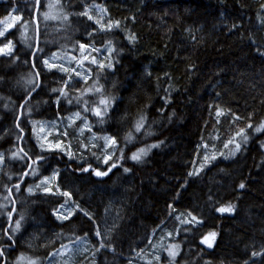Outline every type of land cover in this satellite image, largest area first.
Segmentation results:
<instances>
[{
  "label": "trees",
  "instance_id": "1",
  "mask_svg": "<svg viewBox=\"0 0 264 264\" xmlns=\"http://www.w3.org/2000/svg\"><path fill=\"white\" fill-rule=\"evenodd\" d=\"M36 4L0 0V21L16 7L34 20ZM93 4L110 27L87 16ZM62 12L59 23L38 21L34 56L36 31L33 40L18 24L0 36V46L15 45L0 55V264L20 253L44 259L83 237L94 257L77 260L134 264L162 225L181 250L157 264H264V0H62ZM82 46L110 50L111 67L93 65L82 82L42 64L53 50L83 56ZM75 110L92 127L77 133L78 121L61 133L76 153L43 148L28 122ZM104 134L115 140L107 162ZM53 168V193L25 190L35 171ZM66 203L77 207L62 219ZM114 206V226L99 243L95 232ZM26 230L42 239L21 244ZM212 232L218 237L208 248L202 239Z\"/></svg>",
  "mask_w": 264,
  "mask_h": 264
},
{
  "label": "rangeland",
  "instance_id": "2",
  "mask_svg": "<svg viewBox=\"0 0 264 264\" xmlns=\"http://www.w3.org/2000/svg\"><path fill=\"white\" fill-rule=\"evenodd\" d=\"M20 8L22 7L13 8L12 12L0 21V36L5 35L8 31L20 24V33L30 35L34 40L36 31L35 22L32 17H26L25 13ZM60 13H63L62 0L41 1V8L39 10L38 17L39 21L41 20L42 23L49 24L53 21L55 23H59V20L63 19V14L60 15ZM86 14L91 20L98 24L99 28L106 29L111 26L110 23H107L104 20V8L98 4H93L91 7H88ZM82 48V50L85 51L83 56L67 51H50L42 56V64L46 70H58L63 75L71 79H74V76H77L83 80L82 82L88 81L91 77L93 65L105 70L111 67L110 58H108L111 54L110 50H108L109 55L107 56L106 48L96 49L90 46H82ZM14 49L15 45L12 41H10L0 46V55H9L13 53ZM97 50L106 53V57L104 58L105 54L101 57ZM97 111L101 113L99 109ZM78 121H80V125L77 129V133L92 130L90 118L77 110L71 111L65 117L44 119L37 123L30 121L28 123L33 125L34 131L37 133L40 144L43 148L62 151L70 158L76 153V146H74L73 142H69L64 138H61V133L65 135L66 131ZM89 139L95 144L97 141V135L90 133ZM103 139V160L104 162H107L112 158V155L115 152V140L110 134H104ZM219 153H222V151H219ZM209 157L210 156L208 154L206 158L209 159ZM4 158L5 153H0V169L4 164ZM202 164L198 166V169L201 168ZM97 173L98 171H95L96 175ZM56 178L57 170L55 168L49 170L41 176L38 171H35L32 174V181L30 180L31 182L26 185L25 190L32 194L38 191L40 187L44 193H53ZM70 204L66 203L62 208L60 214L62 219H67L73 215L77 205L74 203ZM221 209L227 208L222 207ZM117 215L118 210H115L114 206L110 215L106 217L105 223L100 224L99 229L96 230L95 237L99 243L107 240L106 238L114 226ZM175 218H182V216L179 213ZM189 218L190 216L186 214V217L182 218V220L187 221ZM175 236V231L162 225L152 236L150 244L139 250V253L133 257L131 262L134 264H157L156 260H160L163 257L174 259L181 250V245L179 242H176ZM217 237V232L209 233L203 237L202 243L208 248H213ZM39 239H42L40 231H38L37 234L36 232L31 233V231L29 232L26 230L23 235L20 236L21 244L23 243L25 245L33 244V241L35 242ZM47 242L48 241H43V246H46ZM51 244L52 243L49 241L48 247H51ZM91 245V238L83 237L52 248L44 259H38L36 256L30 257L26 253H20L16 258L14 257L12 259V264H87L85 259L80 261L77 260V256L86 255V257H94V254L91 252Z\"/></svg>",
  "mask_w": 264,
  "mask_h": 264
},
{
  "label": "water",
  "instance_id": "3",
  "mask_svg": "<svg viewBox=\"0 0 264 264\" xmlns=\"http://www.w3.org/2000/svg\"><path fill=\"white\" fill-rule=\"evenodd\" d=\"M40 1H41V0H37V4H38V5L40 4ZM35 23H36V26H37V35H36V47H35V50H34L33 56H34L35 53L37 52V50H38V46H39L38 8H36V12H35ZM37 88H38V86H37ZM37 88H35V89H34V90H33V91L27 96V98L24 100V102L22 103V105H21V107H20V112H19L18 119L21 118L22 115H23V109H24V105H25V103L29 100V98H30L31 95L35 92V90H36ZM23 135H24V133H23ZM22 138H23V136L21 137V141H22ZM32 164H33V161H31L29 168L26 170V172H25V174H24L22 180H21L20 182H18L17 185H20V184L23 182V180L26 178V176H27V174H28V172H29V170H30ZM10 194H11V196H12V198H13L12 187H10ZM13 200H14V199H13ZM15 209H16V201L14 200V207H13L11 213H10L9 225H11V224L13 223ZM3 257H4V258H3V262L5 263V262H6V257H5V255H4V253H3Z\"/></svg>",
  "mask_w": 264,
  "mask_h": 264
},
{
  "label": "snow or ice",
  "instance_id": "4",
  "mask_svg": "<svg viewBox=\"0 0 264 264\" xmlns=\"http://www.w3.org/2000/svg\"><path fill=\"white\" fill-rule=\"evenodd\" d=\"M257 130H259V129H257ZM133 159H139V155H134L133 156ZM103 173H97V175H102ZM241 187H243V185H241ZM221 211H231V209L230 208H227V209H221Z\"/></svg>",
  "mask_w": 264,
  "mask_h": 264
},
{
  "label": "bare ground",
  "instance_id": "5",
  "mask_svg": "<svg viewBox=\"0 0 264 264\" xmlns=\"http://www.w3.org/2000/svg\"><path fill=\"white\" fill-rule=\"evenodd\" d=\"M41 2V1H40ZM40 5V4H39ZM39 5L36 4V8H38L39 10ZM35 12H36V9H35ZM35 12H34V21H35ZM38 16H39V11H38ZM36 24V23H35ZM39 34H40V26H39ZM36 35H37V26H36Z\"/></svg>",
  "mask_w": 264,
  "mask_h": 264
},
{
  "label": "flooded vegetation",
  "instance_id": "6",
  "mask_svg": "<svg viewBox=\"0 0 264 264\" xmlns=\"http://www.w3.org/2000/svg\"><path fill=\"white\" fill-rule=\"evenodd\" d=\"M15 245H13L14 247ZM0 257L2 258V247H0Z\"/></svg>",
  "mask_w": 264,
  "mask_h": 264
}]
</instances>
